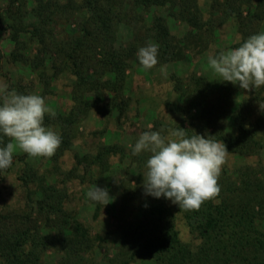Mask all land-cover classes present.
<instances>
[{
  "label": "rangeland",
  "instance_id": "rangeland-1",
  "mask_svg": "<svg viewBox=\"0 0 264 264\" xmlns=\"http://www.w3.org/2000/svg\"><path fill=\"white\" fill-rule=\"evenodd\" d=\"M44 1L55 4L57 10L51 13L52 8H47L38 15L33 0H0V78L7 82L9 91L44 97L55 116L67 115L78 105L79 98L94 100L97 104L69 126L71 145L60 155L56 156L55 151L51 157H30L18 148L13 152L12 164L0 182V216L28 215L35 221L42 219L37 212L41 198L38 184L42 183L59 190L69 220L83 224L94 236H104L122 223L130 222L135 215L133 207L144 194L145 167L140 164L139 168L137 163L150 155L142 152L133 156L130 145H134L144 131L159 130L166 135L168 129L180 127L185 132H196L201 111H181L170 106L172 103L185 106L186 99L175 90L176 82L185 86L198 77L204 79L211 93L220 89L226 92L223 88L227 87L230 111L248 112L246 125L258 123L260 126L256 150L244 156L228 153L221 172L234 181L250 170L264 185V86L244 90L221 82L208 64L210 54L236 48L249 36L264 32V0H170L159 6L116 0L123 2L122 8L116 11L120 16L111 24L112 44L116 48L135 42L137 48L154 43L150 30L159 19L172 36L171 43L178 52L176 59L170 62L162 61L158 53L157 65L147 71L134 60L136 55L128 62L118 98L124 102L122 110L110 109L111 95L105 94L101 100L96 98L94 91L83 95L76 88V78L64 57L50 46L53 41L66 44L77 34L89 15L83 7L84 0ZM192 17L205 27L200 31L192 29ZM16 30L19 31L17 35ZM221 119L224 133L235 134L232 116ZM46 127L62 136L59 126ZM110 146H117L118 152L98 164L96 156ZM29 170L41 180L26 177ZM94 185L108 190L112 197L108 204L103 206L89 200L87 192ZM125 202L129 203L128 207ZM165 205L171 209L176 207L168 200ZM174 214L179 239L195 248L199 240L190 234L182 214L177 211ZM255 223L264 232V218L256 219ZM116 248L115 240L108 246L104 242L97 243L87 254L88 264H108L106 257L111 258ZM61 255L56 247H47L41 261L59 264ZM130 264L153 263L140 258Z\"/></svg>",
  "mask_w": 264,
  "mask_h": 264
},
{
  "label": "trees",
  "instance_id": "trees-1",
  "mask_svg": "<svg viewBox=\"0 0 264 264\" xmlns=\"http://www.w3.org/2000/svg\"><path fill=\"white\" fill-rule=\"evenodd\" d=\"M134 1L141 6H159L170 0ZM33 2L37 4L35 11L38 15L47 8H52L51 13L56 9L55 4L44 0ZM122 3L116 0H84L83 7L89 15L77 34L66 44L53 41L50 45L64 57L76 78V88L83 95L94 91L98 100L105 94L111 95L109 107L118 110H122L124 104L118 98L124 86L125 70L139 49L136 42L123 48L112 44L111 24L120 16L116 11L118 7L122 8ZM190 21L194 30L200 31L205 27L196 17L190 18ZM18 32L16 30V35ZM150 34L158 45L160 59L164 62L175 60L178 52L174 50L172 36L161 20L154 22ZM223 89L226 92L220 89L211 93L201 77L194 78V82L185 86L176 82L175 90L186 102L185 106L172 103L170 108L201 111L199 129L196 132L186 131L188 136L195 133L209 135L213 140L222 141L229 153L238 156L253 153L258 146L256 136L260 126L258 123L246 125L248 112L245 114L241 109L231 112L227 100L228 88ZM77 104L65 116L45 114V126L57 125L62 129L56 156L71 145L69 126L81 119L97 101L79 98ZM226 115L232 116L234 121L235 134L232 136L224 133L221 118ZM8 140L5 137L4 143ZM117 152V146L106 147L95 160L101 164L105 157ZM140 159L137 163L139 168L146 162L144 157ZM8 170H0V182ZM35 176L29 170L26 177L36 179ZM40 180L39 177L36 179ZM217 183L220 188L218 195L203 202L199 209L190 211L179 209L177 205L171 209L165 205L164 198L156 199L143 194V199L133 207L135 215L132 220L104 236H94L83 224L70 221L63 209L64 198L59 190L39 183L41 198L37 212L43 216L42 219L35 221L28 215L0 216V264H44L42 253L52 246L62 254L59 264H88L87 254L93 251L95 245L104 242L108 246L112 240L116 241L117 248L111 258L106 257L108 264H130L140 258H147L153 264H264V232L255 223L256 219L264 218V185L255 179L250 170L241 173L234 181L220 172ZM130 196L133 199V192ZM124 205L128 207L129 203ZM174 211L182 214L190 234L199 240L195 248L179 239ZM51 230L55 233L51 234Z\"/></svg>",
  "mask_w": 264,
  "mask_h": 264
},
{
  "label": "clouds",
  "instance_id": "clouds-1",
  "mask_svg": "<svg viewBox=\"0 0 264 264\" xmlns=\"http://www.w3.org/2000/svg\"><path fill=\"white\" fill-rule=\"evenodd\" d=\"M136 58L144 70L152 69L158 63V45L140 47ZM208 64L221 82L244 90L264 86V32L249 36L236 48L210 54ZM45 114L55 116L44 97L9 91L7 82L0 78V170L11 166L17 148L30 157L55 153L62 138L45 126ZM5 137L9 138L6 144ZM210 137L188 136L180 127L168 129L166 135L159 130L142 132L130 148L133 156L150 154L144 165V195L164 198L186 211L199 209L216 197L220 191L217 179L229 152L222 141ZM87 197L103 206L112 199L106 188L95 185Z\"/></svg>",
  "mask_w": 264,
  "mask_h": 264
}]
</instances>
